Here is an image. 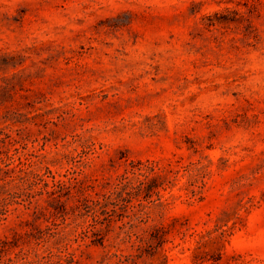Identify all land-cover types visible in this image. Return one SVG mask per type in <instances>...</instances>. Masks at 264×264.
Returning a JSON list of instances; mask_svg holds the SVG:
<instances>
[{
  "label": "rangeland",
  "instance_id": "1",
  "mask_svg": "<svg viewBox=\"0 0 264 264\" xmlns=\"http://www.w3.org/2000/svg\"><path fill=\"white\" fill-rule=\"evenodd\" d=\"M0 264H264V0H0Z\"/></svg>",
  "mask_w": 264,
  "mask_h": 264
},
{
  "label": "trees",
  "instance_id": "2",
  "mask_svg": "<svg viewBox=\"0 0 264 264\" xmlns=\"http://www.w3.org/2000/svg\"><path fill=\"white\" fill-rule=\"evenodd\" d=\"M1 246L8 245V242L6 240H0Z\"/></svg>",
  "mask_w": 264,
  "mask_h": 264
}]
</instances>
